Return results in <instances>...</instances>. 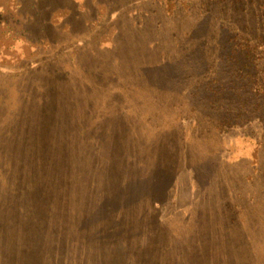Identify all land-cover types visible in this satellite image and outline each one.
<instances>
[{
	"label": "trees",
	"instance_id": "obj_1",
	"mask_svg": "<svg viewBox=\"0 0 264 264\" xmlns=\"http://www.w3.org/2000/svg\"><path fill=\"white\" fill-rule=\"evenodd\" d=\"M24 1L21 0L22 5ZM36 2L33 0L31 5L35 11L31 12L34 13V19L35 13L39 15L43 11L47 12L53 4L40 0L39 10ZM185 3H175L170 16L173 18L178 13L181 18L183 10H194L192 22L180 35L171 26L169 29L172 30H165L156 42L151 43L150 32L155 39L158 37L155 30H149V26L143 23H136L135 18L134 26L129 24L127 28V39L122 33L119 34L120 42L130 40L126 50L127 54L130 53V59L126 62L128 66L124 73L138 79L137 83L142 88L149 86L153 92L156 90L159 94H172L171 98L185 103L189 115L195 118V134L199 136V130L200 133H207L208 129L215 132L222 129L236 130L252 115L263 119L264 0H187ZM27 18L31 19L29 16ZM168 42L170 44L167 45ZM119 47L116 44L113 51ZM138 59L142 62L139 63ZM110 92L119 94L120 90ZM50 98L49 94H36L35 100L41 101L40 106L28 94H18L16 103L22 105L18 115L14 114L8 119L0 115V231H5V222H12L14 233L19 237L14 247L0 245V264L5 260L11 263L12 257L15 258V264H42V258H48L51 264H57L54 261L56 259H86L90 249L88 245L82 247L86 242L81 241L77 234V210L71 204L72 198L77 203L81 201L80 186H85L84 189L92 187L94 191L95 186L116 189L115 184H118L126 189L129 181L126 179L115 183V175H125L127 171L137 169V165L139 168L146 166L132 161L129 155L132 147L128 142L119 149L113 143L106 144L103 137L92 143L80 142L79 135L86 137L92 132H76L79 125L78 128L73 126L74 117L79 112L69 105L71 100L66 95L65 111L53 115L45 110L52 102L54 106L57 104L54 98ZM11 103L10 97L0 94V107H3L4 112L11 110ZM34 107L36 109L32 118L20 119L18 124L11 123L17 116L26 115ZM163 108L177 109L175 123L184 115L174 102L160 109ZM156 115L163 117L165 114ZM124 117V114L114 115V119L121 123L117 126L105 123L101 129L103 126H115L113 131L116 132V127L127 126ZM178 125L181 126L180 123ZM68 128L72 133L63 142ZM183 133L186 135V132ZM175 134L174 131L160 133L157 136L158 145H154V150H148L151 152L149 157H152L149 168L158 173L150 172L147 175L151 177L153 185L156 178L157 184L168 178L175 180L177 171L172 169V158H161L159 152L160 149L165 150L166 154L168 150L171 155L177 152L168 143ZM70 142H73L71 146L77 145L74 152L66 147ZM176 146L178 151L183 149L180 145ZM83 153L96 155L97 160L91 164L81 162L79 158ZM211 155L208 153L204 156L209 158ZM204 156L196 159L203 167L209 164L203 160ZM211 166L208 165L209 172L218 166V162H212ZM195 168H192L194 173L198 172L197 166ZM224 173L227 172L224 170ZM117 179L122 178L117 176ZM230 186L231 180H228L227 190ZM164 187L166 190L167 182H164ZM160 189L164 188L154 186V190ZM64 193L67 198L60 202ZM97 195L94 198L92 192L88 196L87 207L91 208L92 203H98L97 199L102 195L106 198L100 199L101 208L112 207L113 202H109L110 196L105 192ZM112 196L121 198L114 202L118 211H134V208L129 209L131 198L123 199L117 191ZM148 203L151 208L158 202L148 199ZM70 208L75 209L71 219L67 216ZM152 209L153 217L150 220L154 226L153 234L146 235L144 240L143 235L138 237L132 249L126 247V251L120 253L118 261L107 251L106 264H264V218L260 215L259 220H256L254 216L250 222L243 214L246 209L240 204L238 196L233 201L226 199L225 205L218 207L220 211L215 213L211 223L208 220L209 212L205 217L199 213L195 221L196 228L189 227L187 234L180 236V242L166 240L163 243L164 238H161L162 233L158 230L160 224ZM217 213L220 218L216 217ZM52 216H56L54 221L50 219ZM246 220L248 223L243 224ZM128 234L123 233L121 228L103 231L104 238L117 245ZM49 254L54 255L47 256ZM128 254H132L129 263L122 262ZM91 257L96 264L95 256Z\"/></svg>",
	"mask_w": 264,
	"mask_h": 264
},
{
	"label": "rangeland",
	"instance_id": "obj_2",
	"mask_svg": "<svg viewBox=\"0 0 264 264\" xmlns=\"http://www.w3.org/2000/svg\"><path fill=\"white\" fill-rule=\"evenodd\" d=\"M47 1L53 3L52 6L47 12L43 11L39 15L35 13L34 19V13H31L35 12L31 8L33 0H25L23 5L21 0H0V94L10 97L12 101L8 113L0 107L1 117L8 119L14 114L18 115L22 109V105L15 100L18 94H28L40 106L42 103L35 100V95L49 94L50 99L54 98L57 104L54 106L52 102L45 110L48 114H62L65 111L64 104L67 105L64 101L67 95V99L72 102L69 105L79 112L74 117L73 126L78 128L79 125L76 132H92L86 137L79 135L80 142L92 143L103 137L106 144L113 143L117 149L128 142L132 147V153H129L132 161L146 165L141 168L137 165V169L129 170L125 175H115V183L129 181L126 189L118 184H115L116 189H101L100 185H94V191L92 187L84 189L85 186H80L81 201L77 203L72 198L71 204L77 210V234L81 241L86 242L82 247L88 245L90 250L82 261L74 258L73 261L71 258L54 261L57 264H94L91 256H95L96 264H106L107 251L118 261L120 253H124L126 247L131 248L138 237L143 235L144 240L146 235L153 234L154 226L150 220L153 217L152 208L160 224L158 230L162 233L161 238H164L163 243L166 240L180 242V236L187 234L189 227L196 228L195 221L199 213L205 217L209 212L208 220L211 223L215 213L220 211L218 207L222 208L226 199L233 201L237 196L246 209L243 214L250 222L254 220V216L256 220H259L260 215L264 218V117L259 119L260 117L252 115L236 130L216 131L218 136L213 129H208L207 133H200L199 130V136L195 134V118L189 115L185 103L171 98L172 94H159L156 90L153 92L149 86L142 88L137 83L138 79L130 78L124 73L128 66L126 62L130 59V53L127 54L126 51L130 40L120 42L119 34L122 33L127 39V28L134 26V18L137 19L136 23H143L144 26H149V30H155L158 37L155 39L150 32L151 43L156 42L171 26L176 29L177 34H182L192 22L194 10H183L181 18L178 13L173 18L170 16L175 3L184 5L187 0ZM36 3L40 10V0ZM116 44L120 47L113 51ZM138 61L142 62L140 59ZM114 89H119V94L110 92ZM172 102L178 106L179 112H184L181 120L176 123V108L160 109ZM35 109L36 107L28 110L26 115L17 116L13 122H5L18 124L20 119L32 118ZM121 114H124L127 126L116 127V132L113 131L115 126H103L101 129L105 123L116 126L120 124L114 119V115ZM156 114L165 115L160 117ZM65 131L63 142L72 133L69 128ZM171 131L176 134L169 136L168 143L177 152L172 155L168 150L167 154L162 149L159 152L161 158H172V169L177 174L175 180L168 178L164 181L167 182L165 190L164 182L157 184L156 178L153 185L151 177L147 176L150 172L158 174L149 168L152 157H149L151 152L148 150H154V145H158L157 136L160 133ZM72 143H67L66 147L74 152L77 145L71 146ZM176 145L183 149L178 151ZM125 153L124 151L123 154ZM208 153L212 155L206 158L204 155ZM203 156V160L209 163L205 167L196 162V159ZM101 158L102 156L99 159ZM79 159L90 164L97 160L96 155L87 153H83ZM215 161L218 166L209 172L208 165L211 166ZM195 166L200 174L197 171L194 173L192 168L196 170ZM117 176L122 179H117ZM228 180H231V186L227 190ZM154 186L164 189L154 190ZM116 191L123 199L131 198L129 209L134 208V211H118L114 202L121 198L112 196ZM92 192L94 198L99 192H105L110 196L109 202H113L112 207L101 208L100 199L106 198L105 195L99 196L98 203H92L91 208L87 207V198ZM65 198L67 196L64 193L60 202ZM148 199L158 203L150 208ZM74 211V208L68 210L67 216L70 219ZM216 217L220 218V215L217 213ZM55 218L50 217L52 221ZM246 223L247 220L243 224ZM4 225L5 231H0V245L14 247L19 238L14 233V225L12 222H5ZM108 228H121L123 233H129L124 235L125 243L122 241L117 245L114 241H107L103 231ZM52 255L54 254L47 256ZM131 256L132 254L125 255L122 262L129 263ZM40 261L42 264H51L48 258ZM2 264H15V258L12 257L11 263L5 260Z\"/></svg>",
	"mask_w": 264,
	"mask_h": 264
}]
</instances>
